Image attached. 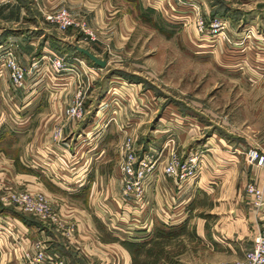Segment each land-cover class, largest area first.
I'll list each match as a JSON object with an SVG mask.
<instances>
[{
  "label": "rangeland",
  "instance_id": "rangeland-1",
  "mask_svg": "<svg viewBox=\"0 0 264 264\" xmlns=\"http://www.w3.org/2000/svg\"><path fill=\"white\" fill-rule=\"evenodd\" d=\"M80 1L83 3L89 1L90 6L94 5L96 10L102 9L99 18L102 20L97 24V28L93 26V14H88V9L84 8V5L80 8L82 2L79 0H65L58 5L47 4L44 0H38L37 4L29 0L31 4L29 11L34 21L45 20L46 12L62 7L68 9L74 17L84 18L95 34L93 40L86 38V35L77 28L61 31L53 23L45 21L53 27V32H70L77 46L94 48L96 56L106 61L105 67L101 68L80 54L83 63L79 65L82 76L76 70V85L70 102L64 109L71 104L77 89L81 88L84 96L83 117L68 119L64 116L63 110V119L53 125V128H62L63 138L65 126L77 129L90 126V131L81 133L77 141L82 138V143L93 141V146H98V152L103 146L104 137L109 134L111 144L106 153L112 160L113 169L114 167L117 169L120 195L118 167L124 158L123 144L128 140L131 141L138 159L148 155L155 161L153 169L144 179L146 209L148 206L146 192L151 178L157 173H163L159 165L161 162L166 163L171 152H176L182 161L188 155H196L198 159L196 175L185 182L178 181L179 184H187L199 177L203 170V162H206L205 155L216 145L218 136L231 143L233 138L245 142V138L248 140L251 137L255 140L264 135V83H262L264 54L258 56L259 60L255 61L249 49L246 52L241 51L253 45L254 37L244 41L243 37L251 31L250 27L236 25L234 22L238 17L235 15L240 11L238 10L240 0ZM141 2L157 11L145 10ZM192 5H199L200 14L205 19H210L214 15L224 17L227 24L224 33L213 36V33L199 32L194 22L196 15ZM72 49L74 50V47ZM33 62L37 63L35 60ZM255 62L259 64L255 65ZM98 68L100 69L98 76L85 78L87 73ZM7 72L0 62V76L6 78ZM51 88L60 89L58 86ZM1 89L8 94H16L21 99L28 93L23 89H14L11 85L9 87L4 85ZM50 92L54 91L49 87L45 88L42 92L43 98L48 97ZM19 98L15 102L18 106L23 103L18 102ZM26 111L25 108L21 110L23 115ZM15 127L18 131L23 130L21 129L23 126L11 125V128ZM11 128L8 127L9 130ZM21 137H25L24 133ZM3 148L9 150V145L2 143L0 149ZM18 148L20 149L17 142L16 148L10 150L15 159H18ZM105 165L107 168L110 167L108 162ZM14 167L18 173L28 172L19 165L18 160L15 161ZM100 168L105 172L112 169V167L106 169L103 164L98 167L99 170ZM40 180H36L38 181L36 183L22 180L13 182L10 186L0 187V191L16 189L41 192L58 214L61 223L59 226L44 222L32 214L8 205L10 210L18 214L16 219L24 218L38 228L37 235L34 234L36 238L30 240L42 239L49 248L59 251L62 255V250L56 248L65 247L64 250L69 257L68 262L64 259L67 264H120V259L118 260L120 253L113 245L101 246L98 243L96 253L87 250L85 246L90 241L80 239L79 222L73 217L76 214L62 212L57 205V198L42 189L46 187L52 192L54 188L46 184V181H44L46 185L39 183ZM68 200L72 206L76 203ZM107 200L101 199L98 202L102 201L103 204L106 202V207L109 208ZM106 207L97 206L95 214H91L93 209L87 208L86 218L91 217L93 223L97 224L98 241L118 242L127 249L130 255L128 264H183L168 262V256L164 255L163 251L164 240L138 248L133 243H123L118 238L104 234L101 229L102 221L109 224L111 230L114 226L125 229L124 226L127 224L134 227L133 230H128L131 233L129 238L135 239L136 225L143 221L145 223L153 221V213L136 214L126 210L124 204L116 205V208L110 205V213V208ZM40 229L44 231L42 236L39 235ZM118 232L120 235H126ZM180 246L177 245L179 250L182 249ZM161 257H164L163 263Z\"/></svg>",
  "mask_w": 264,
  "mask_h": 264
},
{
  "label": "crops",
  "instance_id": "crops-1",
  "mask_svg": "<svg viewBox=\"0 0 264 264\" xmlns=\"http://www.w3.org/2000/svg\"><path fill=\"white\" fill-rule=\"evenodd\" d=\"M44 1L54 5L65 2ZM240 1V11L235 15L238 17L234 22L236 25L250 27L256 35L253 45L241 51L249 49L257 61L258 56L264 54V0ZM82 3L80 8L84 5L88 9L87 13L93 14V26L97 28L102 20H99L102 9L96 10L94 5L90 6L89 1ZM141 4L145 8L150 7L143 2ZM29 10V0H0V47L11 44L20 63L26 67L34 60L37 61L32 71L26 75L22 89L28 93L22 99L16 94L3 92L1 87H9L10 80L8 76H0V134L9 139L8 152L0 149V187L22 180L36 183L42 177L39 183L45 184L46 181V184L54 188V193L46 187L42 189L57 198L60 210L65 214H76L73 217L79 222L80 239L90 241L84 245L87 250L95 252L98 243L101 246L113 245L120 253V258L117 256L120 264H128L130 255L127 249L118 242L98 241L97 224L93 223L91 217L86 218L87 208L93 209L91 214H95L97 206L106 207V202H98L101 199H108L109 208L110 205L114 208L122 205L117 169H113L112 160L106 153L110 149V135L104 137L105 141L99 152L98 146H93V141L82 143L83 138L77 141L81 133L90 131V126L79 129L65 126L63 138H52L55 130L53 125L63 119L64 107L70 102L76 85V74L68 69L61 75L54 76L43 55L49 52L62 55L67 65L75 67L82 76L78 63L82 59L81 53L72 49L77 46L76 40L70 32H53V27L45 20L34 21ZM88 49L97 55L94 48ZM258 64L255 62V65ZM99 70L90 71L85 78L98 76ZM57 86L60 89L51 88ZM48 87L54 92L43 98L42 92ZM18 98V102H23L20 106L15 103ZM24 108L27 111L23 115L21 110ZM12 124L23 126V130L11 128ZM23 133L25 137H21ZM244 140L245 142H241L233 138L230 143L218 136L216 145L205 155L206 162H203L202 172L192 183L181 185L177 179L163 173L152 176L146 192L148 206L142 215L153 213V221L137 224L135 239L129 238L131 233L128 230H133L134 227L127 224L125 229L114 226L111 230L110 225L102 221L101 229L104 234L118 238L123 243H137L138 248L164 240L163 251L164 255L167 254L169 263L220 264L240 260L245 251L253 246L256 235L264 230V204L259 208L252 205L245 191L248 183H254L262 189L264 199V165H258L246 157V152L250 149L264 156V135L255 140L251 137ZM17 142L20 147L17 160L27 173H18L14 167L15 158L10 150L16 148ZM107 162L109 168L105 165ZM102 164L106 169H112L107 172L101 168L99 170L98 167ZM163 165L161 162L159 167L162 169ZM68 199L76 203L72 206ZM109 210L111 213V208ZM11 217L16 220L24 236L28 239L36 238L34 234L37 235L38 228L35 225L29 226L14 216ZM117 230L126 235H120ZM39 231L42 236L44 231ZM0 241L1 249L5 244L6 247L11 246L9 242H3L6 240ZM177 245H181L182 249L179 250ZM64 248L56 249L62 250V256L68 262L69 257ZM163 262L164 257H161V263Z\"/></svg>",
  "mask_w": 264,
  "mask_h": 264
},
{
  "label": "built area",
  "instance_id": "built-area-1",
  "mask_svg": "<svg viewBox=\"0 0 264 264\" xmlns=\"http://www.w3.org/2000/svg\"><path fill=\"white\" fill-rule=\"evenodd\" d=\"M33 1L38 4V0ZM192 6L194 8V15H196L194 22L199 32L213 33V36H219L224 33V29L227 27L224 17L214 15L210 19H205L200 14L199 5ZM44 18L48 22L53 23L61 31L77 28L86 35V38L95 39V34L89 28L87 21L82 17H74L64 7L46 12ZM253 37L255 38V34L249 31L244 35L243 39L246 41V39ZM43 58L55 75H61L68 69L76 72L75 67L67 66L66 60L62 55L49 52L43 55ZM0 62L8 71L10 85L14 89L24 88L26 75L32 71L36 64L32 62L29 67L23 66L14 53L11 44L0 47ZM78 63L80 66L83 65L82 60H78ZM83 97L81 88H78L71 104L64 109L65 117L68 119H80L83 117ZM61 136L62 128H56L53 133L54 139L59 140ZM123 146L124 158L118 167L119 182L121 184L120 199L122 206L124 204L126 210L140 214L143 213L146 207L144 179L151 169H153L155 161H152L148 155L138 159L130 140L123 144ZM247 158L258 165H264V156L254 149L248 150ZM197 160L196 155L193 154L188 155L182 161L176 152H171L166 163L163 165L162 171L167 176L185 182L196 175L198 168ZM245 191L250 197L252 205L259 208L264 204L262 189L256 184L248 183ZM0 205H11L27 214L34 215L44 222H50L57 226L61 225L58 214L50 206L46 196L41 192L16 189L2 190L0 191ZM135 217L138 218V216ZM1 239L6 240L3 241L5 243H11V246L6 247L5 244L2 249L0 248V264H67L62 254L53 248H49L44 240H30L24 236L16 220L5 214H0ZM220 264H264V230L256 235L253 246L245 251L242 259L234 263Z\"/></svg>",
  "mask_w": 264,
  "mask_h": 264
},
{
  "label": "trees",
  "instance_id": "trees-1",
  "mask_svg": "<svg viewBox=\"0 0 264 264\" xmlns=\"http://www.w3.org/2000/svg\"><path fill=\"white\" fill-rule=\"evenodd\" d=\"M145 10H153V11H155V9H153V8H150V7H143ZM76 47L77 46H75L74 47V50L76 51ZM2 143H7V144H9V139L5 136V135H3V134H0V146L2 145ZM3 150L5 151H8L6 148H3ZM17 159H15V161H16ZM0 213H4V214H9V215H11V216H14V217H16V215L18 216V214H16V212H13V210H10V208H8L7 206H3V205H1L0 206ZM17 218V217H16ZM20 221H22L23 223H25V224H27V225H29V226H31V225H34L33 223H29V222H27V221H25L24 220V218H22V219H20V218H18ZM134 245H136V247H138V244L137 243H133Z\"/></svg>",
  "mask_w": 264,
  "mask_h": 264
},
{
  "label": "water",
  "instance_id": "water-1",
  "mask_svg": "<svg viewBox=\"0 0 264 264\" xmlns=\"http://www.w3.org/2000/svg\"><path fill=\"white\" fill-rule=\"evenodd\" d=\"M76 50L83 54L84 56H86L87 58H89L93 63H95L97 66L99 67H105L106 65V61L104 59H101L99 57H97L94 53H92L89 49L85 48V47H81V46H77Z\"/></svg>",
  "mask_w": 264,
  "mask_h": 264
}]
</instances>
